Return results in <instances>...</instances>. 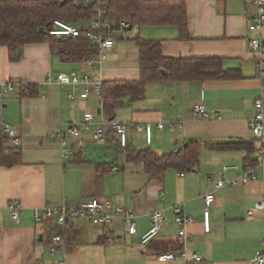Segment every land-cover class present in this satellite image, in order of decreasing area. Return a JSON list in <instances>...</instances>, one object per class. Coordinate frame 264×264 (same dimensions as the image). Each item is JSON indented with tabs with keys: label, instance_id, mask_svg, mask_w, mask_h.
<instances>
[{
	"label": "crops",
	"instance_id": "obj_1",
	"mask_svg": "<svg viewBox=\"0 0 264 264\" xmlns=\"http://www.w3.org/2000/svg\"><path fill=\"white\" fill-rule=\"evenodd\" d=\"M185 6L187 39L179 37L175 26L137 27V34L132 33V27V38L117 41L105 53L100 66L65 62L52 52L48 42L24 45L20 59L11 61L7 47L0 45V133L10 126L21 139L18 147H12L7 138L4 141L6 150L20 153L21 164L0 166V264H58L63 259L65 264H104L109 251L106 248L117 243L135 250L139 264H185L179 260L156 261L157 255L182 248L189 262L197 255L207 264H256L255 252L264 251V223L245 219L246 210L264 195L263 173L253 163L257 143L248 126L255 113L254 100L260 93V83L254 75V56L248 48L253 35L247 31L256 9L245 0H186ZM262 35L264 38V28ZM137 37L159 41L166 57L220 59L221 68L237 71L239 78L152 82L145 86L142 98L137 101L128 98L112 119L101 111L100 94L90 92L82 100L79 97L84 91L82 86L61 87L47 82L58 74L86 75L101 84L137 82L140 80L139 49L134 42ZM19 81L35 86L37 95L31 97L27 91L22 94L23 90L18 88L14 92L4 91L7 83ZM68 93H74L75 98L68 99ZM196 103L210 114L208 119L193 117L192 106ZM86 112L98 114L96 123L81 134L84 143L77 147L66 129L82 121ZM101 118L120 123H150L151 144H146L142 134H136L144 145L135 149H149L160 156L199 141L201 149L194 171L169 169L160 176L147 175L142 165L127 162L124 150L117 145L118 137L109 128L105 141L92 138ZM170 121L180 123L181 130L156 128L157 123ZM58 131L66 136L70 150L66 158L61 157V146L55 137ZM133 135L127 134V143L132 144ZM242 141L253 142L252 154L245 150L216 152L206 148L209 143ZM249 160L252 162L247 163ZM246 165L257 174L256 182L215 189L224 166L237 167L227 171L225 177L239 181ZM208 193H213L215 200L209 208L210 229L204 232L203 196ZM93 198H107L133 213L136 235H128L119 219L108 227L71 221L67 225L71 236L69 252L50 256L47 244L53 228L47 221L36 223L33 211L62 203L75 206ZM11 202L22 206L18 223L11 220L7 211ZM177 205L193 219L186 227L184 239L178 235L173 213ZM154 211L161 212L167 224L140 252L136 247L149 229Z\"/></svg>",
	"mask_w": 264,
	"mask_h": 264
},
{
	"label": "trees",
	"instance_id": "obj_2",
	"mask_svg": "<svg viewBox=\"0 0 264 264\" xmlns=\"http://www.w3.org/2000/svg\"><path fill=\"white\" fill-rule=\"evenodd\" d=\"M107 6L105 20L125 21L131 27L175 26L181 39H187L188 24L186 0H105ZM94 17L93 8L80 0H0V45L7 47L11 61L20 59L24 45L48 42L52 52H56L65 62L84 64L88 57L95 56L96 47H89L84 39H71L49 35L48 28L53 21L68 24L85 23ZM43 32L40 33V31ZM139 49L140 80L137 82L102 83L100 92L101 111L112 119L117 109L125 102L137 101L143 97L145 86L156 81H209L239 78L237 71L223 70L220 59H183L162 55L161 44L156 40L134 39ZM23 93L33 97L37 95L35 86H25ZM6 134L0 133V166L13 167L21 164L20 153L14 149H5ZM124 150L128 163L142 165L149 176H160L167 170L177 172L194 171L197 165L201 144L191 141L175 152L157 155L149 149L137 150L128 142ZM206 148L211 151L245 150L252 154L253 142L209 143ZM81 151V150H79ZM79 152L77 155H80ZM252 161H247L251 163ZM52 226L53 234L62 233L60 228ZM66 253L69 252L71 236ZM50 237V236H49ZM174 252V251H173ZM185 264H207L204 261L186 262Z\"/></svg>",
	"mask_w": 264,
	"mask_h": 264
},
{
	"label": "built area",
	"instance_id": "obj_3",
	"mask_svg": "<svg viewBox=\"0 0 264 264\" xmlns=\"http://www.w3.org/2000/svg\"><path fill=\"white\" fill-rule=\"evenodd\" d=\"M84 5L93 8L94 17L89 19L82 27L73 24L64 23L61 21H53L48 28L49 35L56 37H68L71 39H84L88 42L89 47H96L97 53L95 56L88 57L85 64L88 66H100L105 58V53L109 52L117 41H128L132 38L127 22L120 21L118 23L105 20L107 6L105 0H80ZM246 4L253 5L256 9L255 14L250 18L247 31L253 36L248 40V48L250 53L254 56V75L260 83L259 96L254 100L255 113L251 119L248 120V126L253 140L257 143L255 149V157L253 163L263 173L262 185L264 187V38L262 29L264 28V0H245ZM47 82H54L57 85L63 86H82L84 91L79 94L82 100H86L90 92L100 94L102 84L94 82L86 75L78 77L75 74H58L52 80L47 79ZM26 83L23 81L9 82L4 86V91L14 92L17 88L24 89ZM67 98L72 100L75 98L74 93H68ZM98 115V114H97ZM97 115L92 112L83 114L82 121L69 125L66 129L67 134L74 139L77 147L83 146V139L81 134L89 131L91 125L96 123ZM192 115L195 119L206 120L209 118V113L204 109L202 104L196 103L192 106ZM118 137L119 145L125 147L127 144V134L132 132L134 134H142L146 144L152 142V125L150 123H120L115 120H108L101 118L98 121L97 128L92 133V138L96 141L106 140V129ZM159 130H177L180 131L182 125L176 121H170L166 124L159 122L156 125ZM4 133L7 136L12 147H18L21 143L18 132L10 127H4ZM56 139L61 146V157L66 158L70 150L66 141V136L62 131L55 133ZM196 166L193 165V168ZM230 169H237L233 166H224L218 175V180L215 183V189H221L227 186H237L239 183L246 184L248 182H256L258 180L257 174L249 166H245V170L240 175V182L236 179H229L225 177V173ZM213 193H208L203 196L204 210L202 216V225L204 232L210 229L209 208L214 203ZM7 211L12 221L18 223L22 212V206L17 202H11L7 206ZM177 227L179 229L178 235L181 239L187 236L186 227L193 223V219L188 216L181 205L173 208ZM33 219L36 223H43L50 220L59 231L50 235L47 244V250L50 256L57 253H66V248L69 239L63 235L67 231V225L71 221H84L90 226L108 227L116 219H119L122 226L127 229L128 235H136V217L130 211L116 206L107 198H93L91 200L81 201L75 206H68L62 203L58 207L43 208L41 210L33 211ZM245 219L254 221L256 219L264 223V195L257 200L251 208L245 212ZM151 225L149 229L140 237L139 242L142 246L152 242L163 227L167 224L165 216L159 212L154 211L150 216ZM174 260H181L189 262L184 249H180L175 253H164L156 256V261L165 263ZM191 262L202 261L197 255H193ZM253 262L256 264H264V251H256L253 257ZM58 264H65V260L59 261Z\"/></svg>",
	"mask_w": 264,
	"mask_h": 264
},
{
	"label": "rangeland",
	"instance_id": "obj_4",
	"mask_svg": "<svg viewBox=\"0 0 264 264\" xmlns=\"http://www.w3.org/2000/svg\"><path fill=\"white\" fill-rule=\"evenodd\" d=\"M138 28L134 27L132 29V33L137 34ZM92 142V141H90ZM89 142V143H90ZM133 146L137 149H140L144 143L141 140V137L139 135L135 136L133 135ZM131 169H141L139 167L130 166ZM139 178L142 177L141 172H139ZM121 224V223H120ZM119 227H122L121 225H118ZM141 245V244H140ZM138 245L137 250L141 252V249L143 246ZM109 250V251H108ZM107 252V259L105 260L104 264H139L136 251L135 250H129L124 246V243H117L112 247L106 248ZM61 261V260H60ZM181 261V260H179Z\"/></svg>",
	"mask_w": 264,
	"mask_h": 264
},
{
	"label": "water",
	"instance_id": "obj_5",
	"mask_svg": "<svg viewBox=\"0 0 264 264\" xmlns=\"http://www.w3.org/2000/svg\"><path fill=\"white\" fill-rule=\"evenodd\" d=\"M131 29H132V27H129V30H131ZM41 32H43V30H41L40 33H41ZM188 172H190V170H188Z\"/></svg>",
	"mask_w": 264,
	"mask_h": 264
}]
</instances>
